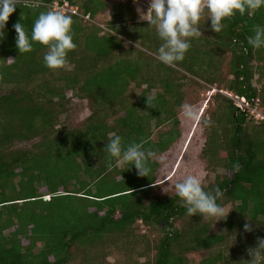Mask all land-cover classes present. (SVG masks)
I'll return each mask as SVG.
<instances>
[{"label":"trees","instance_id":"1","mask_svg":"<svg viewBox=\"0 0 264 264\" xmlns=\"http://www.w3.org/2000/svg\"><path fill=\"white\" fill-rule=\"evenodd\" d=\"M53 1L19 0L9 17L5 37L0 40V264H104L107 251L102 245L116 242L128 250L123 249L128 255L125 264H137L129 255L134 249L131 240L134 234L130 228L137 220L158 224L163 232L153 243H156L154 259H150V255L146 264H188V254L201 250H208V253L198 264H219L224 261L222 251L213 248L226 241L230 248L235 247L244 237L254 242L262 234L255 231L264 229V128L252 125L251 131L245 129L247 115L235 113L239 107L224 98L231 127L226 132L223 164L233 174L204 188L213 194L214 189H220L222 195L217 202L222 207L228 201L234 204L228 215L225 214L227 217L220 220L219 231L211 232L209 223H202L199 215L188 216L186 209L176 203L177 195L148 202H143V196L136 200L135 195H144L154 186L155 176L141 181L136 174L124 181V168L119 169L115 160L109 162L103 145L111 132L122 134L119 125L138 124V108L145 111L158 108L160 103L164 105L159 94L154 99L147 96L155 83L147 77L149 73L142 75L145 68L134 56V48L123 46V38H128L157 49L160 40L148 22L135 20L130 1L68 0L72 5H80L83 13H90L94 22L71 15L73 41L77 47L69 52L66 64H71L72 68L48 69L43 63L47 46L34 43L30 53L20 54L12 26L23 23L30 35L35 19L41 12L51 10L49 4ZM106 8L111 12L108 24L116 33L113 36L95 23ZM223 23V30L216 33L217 43L222 49H232L235 76L227 88L249 102L261 97L264 100V87L256 89L251 83L255 71L264 77V48L254 50L248 44L255 27L264 26V8L254 15L237 12ZM205 24L209 26L210 21ZM254 56L260 61L253 67L248 60ZM187 60L185 56L179 63L187 66ZM221 64L222 59H219L214 66L206 68L217 73ZM216 73L205 80L215 83ZM164 80L165 92L176 93L173 102L179 106L181 92L175 90L173 83ZM133 84L139 88L147 85L138 102L125 100ZM67 91L92 101L95 111L81 127H56L59 108L68 102ZM120 111L124 115L115 117L110 125L107 119ZM173 111L158 112L159 118L148 113L142 116L149 124L154 119L160 126L165 114ZM167 116L164 123L176 119L175 112ZM138 132L145 136L136 143L145 145L150 130ZM217 136L216 131L210 135L211 154L218 147ZM36 138L39 141L35 149H12L16 141L28 142ZM129 142L133 143L128 140L125 143ZM45 154L47 159L42 161ZM63 159L73 167L64 164L59 168L57 160ZM76 159L79 163H75ZM44 186L49 191L46 199L40 191ZM92 207L94 210H90ZM177 219L183 222L180 228L174 225ZM246 223L252 228L249 232L244 231ZM227 230L231 233H226ZM230 237L235 244L229 243ZM151 244L147 239L146 246ZM147 247L138 251L140 256L148 255ZM236 253L239 256L240 253ZM236 264L244 263L239 260Z\"/></svg>","mask_w":264,"mask_h":264},{"label":"rangeland","instance_id":"2","mask_svg":"<svg viewBox=\"0 0 264 264\" xmlns=\"http://www.w3.org/2000/svg\"><path fill=\"white\" fill-rule=\"evenodd\" d=\"M114 1H117L118 3L122 0H111V3ZM124 2H127V0H124ZM131 2L132 5L130 6L132 8L134 6L137 12V14L133 12L135 20L137 22L147 23L148 21L140 19V14H147L149 7L148 0H135V2L134 0H131L130 3ZM75 6H77L79 10L82 11L80 5L77 4ZM138 9L139 11H137ZM144 18L146 19L147 17L145 16ZM111 19L112 16L110 9L106 8L95 21L98 22V25L100 24V27L104 26L110 28L108 22H110ZM204 22L207 24L209 22L207 21L206 17H202L199 23L202 36L191 41V47L185 55L188 57L187 66L181 65L179 62L171 67L166 66L157 60V49L152 48L145 42L131 41L128 38H123L120 36L123 38L124 48L128 49L133 47L134 56L143 62L140 63L142 68H145V70L142 72V75L145 76V73H149L147 77L149 76L150 79L155 83V87L149 92V94H147V96L154 99L156 95L159 94V98L165 101L164 105L160 103L158 108H146L145 111H141V109L138 108L137 115L140 119L137 122L138 124L128 122L123 127L119 125V128H122L120 129V133H122L120 136L123 138L124 143L126 140L136 142L143 138L145 135L143 136V134L138 132V130H150V138L143 146L145 149H150L157 153V156L150 159L149 161V167L151 171L149 172L148 176H139L141 181L144 179L149 181L153 176H155V184H153L154 186L149 188V190L145 192L144 195H135L133 198H136V200H139L142 196L144 199L143 202H148L156 198H172L176 195L174 185L177 182L182 181L189 174H194L200 177L203 188H208L218 179L221 180L222 177H230L233 174V172L228 170L223 164V160L225 159L224 157H226L224 144L226 138L228 137L226 132L228 133V129L231 127V121L228 119L229 115L227 114V110L225 108L224 98L229 99L233 105L240 107L238 108L239 111H236L235 113L244 112V114L247 115L248 119L244 124L245 129L248 130L249 128V131H251V129L254 128L252 125H255V127L258 128L260 126L264 128L263 98H257L250 104L246 105L241 102L239 96L229 91L227 85L229 81L235 79V76L232 73L231 63L232 49H222L217 43L218 35L210 30V25L207 26ZM102 30L103 32L106 31L103 28ZM112 31H106V33H110ZM103 32H101V34ZM160 43H162V41H160ZM254 50H256V48ZM255 56L248 60L249 65H253V67L258 65V62L260 61L257 60ZM211 59L214 60L212 63L210 62ZM219 59H222V64L217 73L206 68L207 65L214 66L219 61ZM9 60L11 61L12 58H9ZM64 68L71 69L72 65L66 64ZM214 73H216L217 81L215 83L207 82L205 78L210 79V75ZM164 79H167L168 82L173 83L175 90L181 92L180 94H182V99L179 106L175 105L173 102L174 95L176 93L171 91L169 93L165 92L166 88L163 85L165 81ZM251 83L256 89H262V87H264V77L260 76L258 72L255 71ZM146 88L147 85H143L140 88L135 84L131 85L128 91V95L130 96H125V100L128 102L133 100L138 102L140 96L143 94L142 91H146ZM114 92L117 93L116 90ZM229 95H232V97ZM66 96L68 97V102H66L62 108H59L58 115L55 119L56 127L61 125L66 126V128L81 127L88 119L84 117H86V115L89 113H91L92 116L95 111L92 101L87 97L73 96L72 92L70 91L66 92ZM116 100H118V98ZM185 103L193 105L201 114L202 119L199 122H189L184 119L181 106ZM117 105L118 108H120L119 103H117ZM168 110H174L173 113L175 112L176 122L175 120H169L164 123L167 117H169L167 114L172 115V112L165 114L166 116L160 126L156 124L157 122L154 119L151 121V124H149L150 122H147L146 117L142 116V114L148 113V115H152L153 118H159V113ZM120 115H124V113L120 111L119 113L112 115L107 119V122L110 125L113 124L115 117ZM221 117L223 118V121L221 120ZM204 120H210L211 123L209 125H205ZM175 123L177 124L174 125ZM174 126L175 129L173 128ZM214 131H216L218 135L217 139L215 140L218 143V147L216 146V152L211 154L213 151L212 144L210 145V148H208V143L210 135L214 134ZM112 133L113 132L109 134V138ZM108 139H106L107 142ZM36 143L37 142L35 141H16L14 142L12 149H35L36 147H34V145ZM101 144H103L102 141ZM211 148L212 151L210 152ZM44 153L47 154V151ZM46 154L43 155L42 161H46ZM69 155L70 157L72 156V154ZM57 162L59 164V168H63L64 164L65 167H73V165H70L69 161L64 159L57 160ZM49 163H53L51 158L49 159ZM75 163H79L78 159H76ZM117 167L119 169L124 168V181H128L129 178L135 177L137 174L134 166L128 170L130 165L124 166L117 163ZM118 179H120V176H118ZM108 182L112 181L108 179ZM40 191L41 194H43V197H48L49 191L45 186L42 187ZM223 199L224 198H222V200ZM176 203L181 204L179 199ZM233 206L234 204L231 203V201L225 202L223 207L225 214H227V212L231 210ZM90 210H94V208L92 207ZM201 222L207 224L209 223V230L211 232H217L220 229V220L216 222L215 218L201 217ZM182 223L183 222L180 219L174 221V225L177 228H180ZM130 232L134 234L131 237L134 249H131L132 251L129 254L130 259L137 264H146L148 260L147 258L150 255V259H154V253H156V243H153L163 235L161 227L155 223L145 224L143 221L137 220L130 228ZM255 232L262 233L258 238H264V229ZM226 233L231 232L227 230ZM258 238L254 242H248V239L244 237L241 241H238V243L236 242V246L232 248L229 247L227 241L221 246L213 248L217 252L218 250L222 251L221 255L224 258V261H220L219 264H236V262L239 260H243L244 263V261L249 260L250 257L247 254V250L256 246ZM147 239H149L152 243L149 245V247L146 246ZM233 239L230 237V244H235ZM102 247L104 251H107V255L102 261L104 264H125L124 261L128 260V255L124 252V250L127 249L121 245L120 242H116V244H103ZM145 247H147L146 249L149 251L148 255L144 254V256H140L138 251L140 249H144ZM177 252L180 255L179 248L177 249ZM236 252L240 253L239 256ZM207 253L208 250L191 251L188 254V264H198L199 260L207 255ZM51 260H53L52 257Z\"/></svg>","mask_w":264,"mask_h":264},{"label":"clouds","instance_id":"3","mask_svg":"<svg viewBox=\"0 0 264 264\" xmlns=\"http://www.w3.org/2000/svg\"><path fill=\"white\" fill-rule=\"evenodd\" d=\"M18 2L0 0V40L5 37L6 25ZM148 5L147 14L141 13L140 19L148 21L149 26L155 29V35L162 41L156 50L157 60L171 67L182 62L191 47V41L202 36L199 27L202 17L210 21L211 31L220 33L225 26L223 21L235 16L237 12L240 15H254L264 8V0H148ZM72 25L71 15L51 10L41 12L33 23L30 35L25 31L23 23L17 22L12 26L16 33L15 46L20 54L30 53L34 43L47 46L43 56L44 66L51 70L61 69L68 62L69 52L77 47L73 41ZM111 29L105 27L106 31ZM248 44L256 49L264 48V26L255 27L254 35L248 38ZM181 107L186 121L199 122L202 119L193 105L185 103ZM210 123V120H204L205 125ZM103 151L107 153L110 163L115 160L119 165H130L128 170L134 166L140 177L148 176L151 171L149 161L157 156L156 152L145 149L142 142L125 146L123 138L116 133L111 134ZM174 187L188 216L215 218L216 222L227 217L224 208L217 202L222 195L220 189H214V194L205 191L197 175H187ZM251 230L250 224L246 223L244 231ZM247 254L250 259L244 261V264H264V238H258L256 246L249 248Z\"/></svg>","mask_w":264,"mask_h":264},{"label":"built area","instance_id":"4","mask_svg":"<svg viewBox=\"0 0 264 264\" xmlns=\"http://www.w3.org/2000/svg\"><path fill=\"white\" fill-rule=\"evenodd\" d=\"M23 1V0H22ZM24 1H29V0H24ZM38 3V2H36ZM49 7L51 8L52 11H60L63 14L66 15H77L82 17L85 21H91L94 22V20L91 18L90 13H83L82 11L79 10V8L75 5H72L68 0H62L59 2L58 0L53 1L52 3L49 4ZM96 24H98L97 21H95ZM100 26V24H99ZM103 29H105L104 26H101ZM111 31V30H110ZM232 97V95H229ZM241 102L243 104H250L251 102L247 101L245 98H241ZM240 108V107H239Z\"/></svg>","mask_w":264,"mask_h":264},{"label":"water","instance_id":"5","mask_svg":"<svg viewBox=\"0 0 264 264\" xmlns=\"http://www.w3.org/2000/svg\"><path fill=\"white\" fill-rule=\"evenodd\" d=\"M91 116V113H89V114H87L86 115V117H84V118H89ZM36 142V141H39V138H36V139H34V140H31L30 142Z\"/></svg>","mask_w":264,"mask_h":264},{"label":"crops","instance_id":"6","mask_svg":"<svg viewBox=\"0 0 264 264\" xmlns=\"http://www.w3.org/2000/svg\"><path fill=\"white\" fill-rule=\"evenodd\" d=\"M122 1L124 2V0H122ZM127 1L129 2V0H127ZM130 1H131V0H130ZM129 4L132 5V2H131V3L129 2ZM130 7H131V6H130ZM131 8H132V7H131ZM132 11H133L135 14H137V12H136L134 6H133V8H132Z\"/></svg>","mask_w":264,"mask_h":264}]
</instances>
